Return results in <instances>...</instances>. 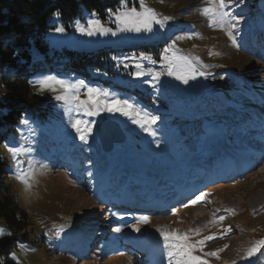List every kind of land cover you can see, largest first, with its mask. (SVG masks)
<instances>
[{
  "label": "rangeland",
  "instance_id": "obj_1",
  "mask_svg": "<svg viewBox=\"0 0 264 264\" xmlns=\"http://www.w3.org/2000/svg\"><path fill=\"white\" fill-rule=\"evenodd\" d=\"M145 3L161 16L172 17L164 28L155 25L152 33L89 37L77 32L75 23L86 24L94 11H84L81 17L68 23L54 13L47 18L52 27L46 32L45 41L51 50L108 51L101 69L86 72L52 69L29 76L30 91L48 96L53 107L44 122L25 115L5 140L3 152L8 167L3 182L31 221L28 241L11 252L17 259L9 255L16 264L17 261L18 264H168L167 250L157 228L182 232L202 229L201 235L193 239L217 234L215 240L206 242L204 252L228 247L219 253V259L207 257L210 264H232L233 260L237 264H264V249L250 260H240L254 241L264 239V90L258 82L264 79V0H243V3L236 0L228 9L243 18L233 30L236 45L225 31L209 27L208 17L202 15L209 0H145ZM128 4L139 7V0ZM98 18L106 27L115 28L108 12L104 19ZM60 26L65 28L64 33L54 31ZM189 33L199 35L189 39ZM173 41L181 54L199 57L207 65L203 68L209 73L207 78L198 77L184 85L174 77L163 76L151 86L143 82L150 76L132 75L137 70V61L132 58L141 53L157 61L155 64L140 61L145 68L161 71L160 54ZM45 75L72 82L82 79L90 86L132 100L160 117L153 125L156 136H149L119 114L101 113L81 118L96 120V126L104 117L116 122L125 133L124 142L114 144L108 153L103 152L95 126L89 144H82L70 126V115L74 119L77 114L66 113L67 105L55 100L58 92L41 91L33 83ZM80 95L81 99L86 98L84 92ZM24 119L29 121L28 125L21 123ZM6 145L32 149L18 157L23 171L32 173L30 188L16 179L15 162ZM252 147L263 151L251 167L245 163V167L240 164L238 168L230 160L229 156L238 152L239 158L246 161L253 155ZM74 153L89 156L90 162L85 164L96 168L91 171L92 176L87 175L90 170L70 171L67 156ZM230 172L235 173L226 177ZM199 173L209 181V187L202 190L208 193L205 199L210 202L186 208L183 205L202 192L196 182L187 185ZM172 196L177 198L170 207L181 205L175 216L170 209L163 212L155 207L156 198L170 202ZM124 197L130 201L120 208L114 205L116 211H122L120 214L125 216L128 211L155 214L149 224L140 226V232L130 227L138 217L118 218L116 211L98 207L122 202ZM216 209L221 210L217 216H225L221 224L210 223ZM224 209H233L235 215ZM111 219H116V224L110 227ZM61 225L65 230L57 237L56 230ZM228 226L232 231L219 238V233ZM117 227L121 231L116 232ZM0 229L4 230L1 220ZM96 233L99 235L95 236ZM105 236L110 237L109 250L106 242L99 244ZM77 243L82 246L79 248Z\"/></svg>",
  "mask_w": 264,
  "mask_h": 264
},
{
  "label": "snow or ice",
  "instance_id": "obj_2",
  "mask_svg": "<svg viewBox=\"0 0 264 264\" xmlns=\"http://www.w3.org/2000/svg\"><path fill=\"white\" fill-rule=\"evenodd\" d=\"M236 3V0H209V6L203 8L202 15L208 17L209 27L219 28L226 32L229 40L233 45H236V36L234 29H236L243 19L232 14L228 9L230 6ZM243 3V0H240ZM238 7L239 4H236ZM55 16H59V13H54ZM108 15L113 18L115 28L106 27L101 19L98 18L97 13L93 12L91 18H89L86 24L79 22L75 23V29L81 35L85 36H117L119 33H152L153 27L158 25L160 28H164L169 20L170 16H161L154 9L148 7L145 0H139V7L133 5L129 7L128 0H121L120 7L115 11L108 9ZM56 33H64L65 28L63 26L56 27L54 29ZM198 33H189L187 38L191 39L193 36H198ZM184 37H177V39H183ZM176 41H173L171 45L165 47L160 54L159 63L161 65V71H155L153 68L145 66L140 61H149L152 64L157 63L151 56L141 53L139 57H133L136 60L135 68L137 69L132 75L136 78H142L150 76L151 79H146L143 82L145 84L155 86L161 77L169 76L174 77L177 81L184 85H188L190 81L197 80L198 77L207 78L209 73H206L203 68L207 65H203L199 57H192L181 54L175 47ZM113 59H117L113 57ZM128 67L127 64L124 65ZM223 79V77H221ZM40 86V90H50L57 93L55 100L62 101L67 105L65 111L69 115L76 113V118L72 119L70 115V126L76 133V138L84 145H88L90 138L94 134L96 126V120H86L81 116L96 117L101 113L119 114L124 117L131 124L138 126L142 131L149 136L155 137L156 131L153 129V125H156L160 117L153 115L146 109L138 106L130 99H121L118 96L113 95L106 89L99 87H93L88 85L84 80H76L75 82L59 78L55 75H45L33 82ZM84 90L86 98L81 99V90ZM22 124L28 125L29 121L24 119ZM7 151L11 155V158L15 162L16 166V179L25 184L26 187H31L29 183L32 173L24 172L21 166L19 156L32 151V149H25L23 147L6 145ZM156 147L159 148V142H156ZM88 176H92V172L87 173ZM208 193L200 192L194 198L188 200L184 207L196 205L206 201ZM220 209H216L213 213V219L210 221L212 224H221L225 220L224 215L217 216L216 213L220 212ZM225 212L235 215L233 209H224ZM171 213L173 216L177 214V209L172 208ZM151 222V218L147 215H142L137 218L136 223L130 225L133 231L140 232L141 225H146ZM65 230V226L61 225L56 230L57 237ZM116 232L121 231L119 227L114 229ZM202 229L193 228L187 231L166 230L164 228H157L156 232L159 233L160 238L163 241V246L167 250L166 256L168 264H210L207 257H216L219 259V253L224 251L228 245H224L223 248L214 252H204V246L206 242L213 241L217 238V234H210L203 236L201 239H193L201 235ZM231 226L224 228L219 233V238L231 232ZM4 230L0 229V236H3ZM11 235V233H7ZM23 247V246H21ZM264 249V239L254 241L250 247L245 250L244 255L240 257V260L247 261L252 257H255L257 253ZM197 252L202 253L198 255ZM15 260V253L11 254ZM0 264H4L3 259H0ZM18 264V261H17ZM232 264H237L235 260Z\"/></svg>",
  "mask_w": 264,
  "mask_h": 264
},
{
  "label": "trees",
  "instance_id": "obj_3",
  "mask_svg": "<svg viewBox=\"0 0 264 264\" xmlns=\"http://www.w3.org/2000/svg\"><path fill=\"white\" fill-rule=\"evenodd\" d=\"M132 1L128 0L129 3ZM120 2L121 0H0V220L4 224L5 233L0 236V259H3L4 264H16L9 255L21 242L28 241L31 230L28 212L3 182L8 167L3 152L5 140L25 115L44 122L53 107L48 96L30 91L29 76L52 69L77 72L101 69L108 51L103 49L88 52L67 48L51 50L45 41V34L52 27L47 18L58 12L59 19L68 23L81 17L84 11H94L104 19L108 9L115 10ZM98 207L115 211L109 206ZM109 224L110 227L115 225L116 219H111ZM9 232L10 236L7 235ZM98 235L96 233L95 236ZM109 238L105 236L99 243L103 245L106 242V250L111 247ZM83 240L87 241V238ZM77 246L80 248L82 245L77 243Z\"/></svg>",
  "mask_w": 264,
  "mask_h": 264
},
{
  "label": "water",
  "instance_id": "obj_4",
  "mask_svg": "<svg viewBox=\"0 0 264 264\" xmlns=\"http://www.w3.org/2000/svg\"><path fill=\"white\" fill-rule=\"evenodd\" d=\"M97 138L103 152H110L114 144H121L125 140V133L120 126L106 117L96 126Z\"/></svg>",
  "mask_w": 264,
  "mask_h": 264
},
{
  "label": "bare ground",
  "instance_id": "obj_5",
  "mask_svg": "<svg viewBox=\"0 0 264 264\" xmlns=\"http://www.w3.org/2000/svg\"><path fill=\"white\" fill-rule=\"evenodd\" d=\"M261 72V70H260ZM262 72L264 73V69L262 70ZM259 85H260V89L264 90V79L258 81ZM88 155H83L81 153H74L72 156L71 154L67 156V165L69 166L70 171L72 170V172H79L82 173L84 170H90L93 171L96 168L92 166V164H88L86 165L85 163H87L86 161H89L90 158H88ZM92 157V156H91ZM90 162V161H89ZM245 165H242V167H244ZM179 195V194H176ZM263 198H260V201H262ZM202 216V215H201ZM200 216V217H201Z\"/></svg>",
  "mask_w": 264,
  "mask_h": 264
},
{
  "label": "built area",
  "instance_id": "obj_6",
  "mask_svg": "<svg viewBox=\"0 0 264 264\" xmlns=\"http://www.w3.org/2000/svg\"><path fill=\"white\" fill-rule=\"evenodd\" d=\"M81 91H84L83 89Z\"/></svg>",
  "mask_w": 264,
  "mask_h": 264
}]
</instances>
